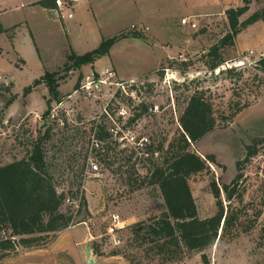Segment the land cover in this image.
I'll list each match as a JSON object with an SVG mask.
<instances>
[{
	"label": "rangeland",
	"instance_id": "374dc122",
	"mask_svg": "<svg viewBox=\"0 0 264 264\" xmlns=\"http://www.w3.org/2000/svg\"><path fill=\"white\" fill-rule=\"evenodd\" d=\"M243 1H215V8L203 13L200 6L205 0H81L76 18L83 19L84 25L82 34L78 30L74 34L80 55L100 45L94 30L96 21L101 26L99 36L104 39L122 33L127 36L116 42L100 62L99 58L76 67L67 61L71 49L60 40L39 39L40 33L37 41L31 37L21 23L24 0H11L19 8L5 13L2 20L6 26H15L0 37V166L27 157L34 144L41 142L56 187L74 200H85V205L77 215L70 206L63 205V211L73 213V225L52 234L44 247L21 249L18 257L3 259L0 264H12V259L15 264H25L38 257L39 250H52L57 239L59 243L68 240L74 249L73 256L61 254L57 264H204L203 253L210 264H264V142L257 144L255 156L245 160L247 148L264 138V76L243 64L227 69L221 66L215 71L207 65L210 51L227 36H233L226 9L242 6ZM5 5L0 2V11ZM255 13H264V0H253L241 23ZM262 16L243 24L235 45L222 49L227 62L240 57L243 61L250 59V46L246 48L244 37H248L246 42L256 43V56L264 50ZM183 18H189L197 27L182 25ZM251 29L256 32L255 40ZM16 32L22 54L13 45ZM183 62L191 65L185 74ZM107 68L127 80L137 77L144 83L143 95L131 107L128 118L120 121L135 133L149 136L155 150L160 144L167 148L179 137V118L187 101L195 91H205L213 104L217 126L193 144L192 150L203 158L214 155L217 164L209 163L208 171L193 175L190 185L200 218L218 212L212 182L221 188L225 213L234 222L220 243L204 252L177 250L171 258L160 254L153 243L140 246L134 240L132 227L161 215L166 204L159 187L149 185L145 178L151 165L147 156L131 146L114 143L112 138L96 140L95 127L112 123L106 110L118 119V110L132 106L126 99L110 100L113 91L107 87L94 89L92 96L76 93L77 84L80 87L87 83L89 77L98 80ZM165 69L176 80L168 83ZM230 69H234L232 73ZM51 73L56 74V92L43 78ZM244 105L247 107L232 118L234 111ZM90 157L99 159L101 176L90 171ZM225 184L236 188L231 201L222 189ZM113 215L127 222L125 228L109 235ZM88 244L96 262L88 261Z\"/></svg>",
	"mask_w": 264,
	"mask_h": 264
},
{
	"label": "trees",
	"instance_id": "16d2710c",
	"mask_svg": "<svg viewBox=\"0 0 264 264\" xmlns=\"http://www.w3.org/2000/svg\"><path fill=\"white\" fill-rule=\"evenodd\" d=\"M243 2L242 6L232 7L226 11L233 36H227L208 54L207 65L211 71H215L227 62L222 56V49L235 45V36L241 31L243 24L245 26L251 24L264 15V13H255L241 23V17L249 11L253 0ZM37 4L50 9L56 8L54 0H41ZM1 33L8 34L9 30H4L0 24ZM126 36V33H122L113 38L103 39L98 48L83 55L71 50L67 61L72 62L76 67L95 63L96 60L107 55L116 42ZM259 65L264 72V58ZM190 66L189 63L183 62L182 73L185 74ZM233 70L230 69L228 72L232 73ZM55 75L51 73L43 77L47 79L53 92H56ZM76 87L78 88L79 84ZM246 107L247 105H244L234 111L232 118ZM49 115L50 110L45 113L46 121ZM217 120L213 104L206 97L205 91L197 90L190 96L180 115L179 137L170 142L167 148L163 144H160L156 150L152 146L149 147L151 155L147 160L151 165L145 178L149 185L159 187L166 210L161 215L149 221H140L132 227L134 240L140 242V246L153 243L160 254L169 257L177 250L188 253L204 252L216 243H220L232 226L234 218L225 213L222 190L215 181L212 182V191L217 200L218 212L208 218H200L190 185V178L193 175L208 171L209 163L217 164L214 155L203 158L192 150L193 144L200 142L214 131ZM95 130L97 140L106 141L111 138L107 126L103 123L97 125ZM259 142H264V138L255 140L254 144L247 148L246 161L257 154L256 147ZM156 154L160 155L155 158ZM240 176L239 174L238 178ZM222 189L227 200L231 201L236 193L235 186L225 184ZM65 198L66 194L57 190L41 142L34 144L27 157L0 166V263L3 259L18 255L21 249L44 247L49 243L52 234L73 225V213L62 210ZM82 205H85V200ZM142 231L143 235H141ZM262 231L264 235V227ZM202 260L204 264H210L205 253L202 255Z\"/></svg>",
	"mask_w": 264,
	"mask_h": 264
},
{
	"label": "built area",
	"instance_id": "2783aa9c",
	"mask_svg": "<svg viewBox=\"0 0 264 264\" xmlns=\"http://www.w3.org/2000/svg\"><path fill=\"white\" fill-rule=\"evenodd\" d=\"M77 1L78 0H54L56 7L55 13L59 14L61 17H64V11H69V16H72V10ZM181 24L185 26L188 25L191 28L197 27V24L192 22L189 18H183ZM248 54L250 59L245 58V60L243 61L240 57V59L235 60L233 62L228 61L224 63V65H222V68L227 69L233 68L234 66L241 67V64H243L252 68L256 72V75L264 76V72L259 68V63L264 58V52L260 53L259 56H256L255 51L250 50ZM165 72V79L168 83H171V80H176L173 79V75L171 76L169 69H165ZM143 86L144 83L141 82L139 78H131L128 80L121 79L114 69L107 68L101 73V77L98 80H96L95 78L91 79V77H89V81L87 83H83L80 87H78L76 89V93L82 91L86 93L87 96H92V92L94 89L101 90L102 87H107L106 89L108 91H113L110 95V100L118 101L119 99H126L127 103H131L132 106L130 105V108L122 107L120 110H118V119H114L110 112L106 110L105 112L111 119L112 123L110 126H107L106 124L104 125L107 126L109 134L111 135V138L114 143L124 144L125 146H131L135 148L137 152L144 154L147 157H150L151 153L149 151V147L151 145V138L147 135H140L138 133H135L132 129H130L131 127H129V125L122 126L120 121L121 119L124 120L128 118L129 113L131 111V107L133 108L134 103L137 102V100H139L140 97L143 95ZM111 87H113V89ZM98 141L96 143L97 147L99 146ZM88 165L92 173H95L97 177L101 176V167L99 159L90 157ZM57 190L60 193L66 194L64 205L70 206L74 215H77L83 206L81 200L72 199V197H69L64 189L57 188ZM126 222L127 221L121 220L119 215H113L112 223L108 227L107 233L109 235L116 234L119 230L126 227Z\"/></svg>",
	"mask_w": 264,
	"mask_h": 264
},
{
	"label": "crops",
	"instance_id": "0c3cea01",
	"mask_svg": "<svg viewBox=\"0 0 264 264\" xmlns=\"http://www.w3.org/2000/svg\"><path fill=\"white\" fill-rule=\"evenodd\" d=\"M39 1H41V0H24V2L21 4V6L25 8L24 14H23V19H22L21 23H23L27 27L29 33L31 34V37H33L37 41L36 35L38 33H40L39 39H40V36H42L43 39H47L48 41H53L54 38H56V39L60 40V42H63V45L66 48H68V49L70 48L71 50H73L74 52H76L77 54L80 55V53L75 48L74 34L78 33L77 30L82 34L81 29L83 28L82 26L84 25L83 19H77L76 18V16H77L76 14L79 13L78 4L80 3L81 0H78L75 3L73 10H72V16H69V14H70L69 11H64V17H61V19H60V17H58L57 13H55V11H56L55 9H50L49 7L46 8V7H43L41 5H38L37 3ZM215 1H219V0H205V2L200 6V12L203 11V13H205V12H208L209 10H213L215 8V5H214ZM0 2L6 4L4 7L1 8L2 10L0 11V24L4 30H9V29L13 28L15 25L13 24L11 26H6L3 23L2 17L5 13L12 11L14 9H18L19 6L12 5L11 0H0ZM23 5H25V6H23ZM230 8H232V7H230ZM228 9H226V11ZM17 25H20V23ZM95 26L97 27L94 29L97 32V36H98L97 41H99L101 44V42L104 39L103 35L99 36V31H101L100 30L101 26L99 25V23L97 21L95 22ZM249 27H251V26H249ZM248 30H249V28L246 29V31H248ZM3 34L4 33H1L0 37ZM255 34H256L255 30L253 31V29H251L252 40H255L254 39L255 38L254 36H256ZM244 38H245L246 48H247V46H250V48H248V51H250V50L257 51L255 48L256 43L255 42H251V43L246 42V40L248 41V39H247L248 37H244ZM18 39L19 38H18V35L16 32V34L14 35V38H13V41H14L13 45H14L15 49L19 53H21L19 46H18ZM53 44H54V42H53ZM113 46H112V48H113ZM237 46L239 48V44ZM62 49H65V48L63 47ZM111 49H110V52H111ZM263 52H264V50H261L260 53H263ZM0 56H1V54H0ZM105 56H103V57H105ZM103 57H101V58H103ZM101 58L98 60V62H100ZM170 58H172V55L166 57L165 60H168ZM165 60L163 59L160 62V65L163 64ZM96 64H97V62H96ZM118 75L122 79H126V78H123L119 73H118ZM131 78H133V77H131ZM131 78H128V79H131ZM135 78H137V77H135ZM58 241L59 240L57 239L56 242L53 243V246L51 247L52 250H48V249L39 250L41 252L36 253V254H39V255H37L38 257L34 258L32 256L33 258H31L29 260V262H26L25 264H57L56 263L57 259L62 256L61 254L73 256V250H74L73 245H71V243L69 244L68 240H62L60 243ZM85 248H86V246H85ZM42 251H44V252H42ZM40 254L44 255L45 257L41 258ZM47 254H48V256H47ZM18 255H16V256L18 257ZM7 259H11V257L7 258ZM10 262H12V264H15V261H13V259Z\"/></svg>",
	"mask_w": 264,
	"mask_h": 264
},
{
	"label": "water",
	"instance_id": "95a60500",
	"mask_svg": "<svg viewBox=\"0 0 264 264\" xmlns=\"http://www.w3.org/2000/svg\"><path fill=\"white\" fill-rule=\"evenodd\" d=\"M85 249H86L87 258H88L89 263L96 262V260L92 258V248L90 247L89 244L86 245Z\"/></svg>",
	"mask_w": 264,
	"mask_h": 264
}]
</instances>
